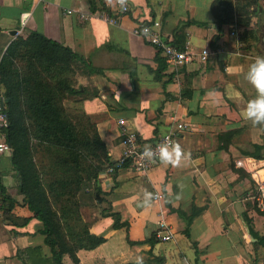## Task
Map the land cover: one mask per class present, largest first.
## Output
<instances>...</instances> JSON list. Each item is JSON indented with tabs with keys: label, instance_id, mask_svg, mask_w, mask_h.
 <instances>
[{
	"label": "crops",
	"instance_id": "0c3cea01",
	"mask_svg": "<svg viewBox=\"0 0 264 264\" xmlns=\"http://www.w3.org/2000/svg\"><path fill=\"white\" fill-rule=\"evenodd\" d=\"M113 1L0 0V59L18 36L33 32L99 68L77 70L79 94H66L62 105L68 114L90 118L111 162L123 149L119 118L143 143L176 132L178 123L185 126L174 137L191 154L180 167L157 160L145 174L129 165L114 175L99 174L98 210L83 219L89 233L104 241L79 248L77 264H135L138 255L145 264H263L264 212L251 206L250 195L264 182V129L245 118V108L257 94L246 73L262 56L264 15L258 12L256 22L237 29V37L230 25L216 26L214 0H126L130 11L117 24L79 16L99 6L112 10ZM259 5L264 10V0ZM152 20L178 48L186 41L195 50L210 48L208 59L166 63L133 34L136 23ZM10 156L4 155L0 182V264H56L42 223L19 191ZM145 191L163 197L143 207ZM112 213L121 223L117 228ZM160 217L167 223L166 240L158 236ZM62 262L74 264L68 254Z\"/></svg>",
	"mask_w": 264,
	"mask_h": 264
},
{
	"label": "trees",
	"instance_id": "16d2710c",
	"mask_svg": "<svg viewBox=\"0 0 264 264\" xmlns=\"http://www.w3.org/2000/svg\"><path fill=\"white\" fill-rule=\"evenodd\" d=\"M259 2L214 0L211 12L216 26L248 27L258 12L261 11L259 17L264 15ZM184 26H178L176 35ZM78 67L86 73L100 72L69 47L33 32L18 36L0 59V89L8 117L5 131L12 147L11 166L28 209L42 223L40 232L56 264H63L64 254L77 264L79 248L90 249L104 241L89 233L85 225L64 233L60 221L77 214L74 188L85 179L94 180L98 196V175L111 163L90 118L84 113L69 115L62 105L66 94H79V89L74 88ZM159 76L157 72L156 77ZM260 126L264 129V124ZM112 216L113 227H119L118 215Z\"/></svg>",
	"mask_w": 264,
	"mask_h": 264
},
{
	"label": "built area",
	"instance_id": "2783aa9c",
	"mask_svg": "<svg viewBox=\"0 0 264 264\" xmlns=\"http://www.w3.org/2000/svg\"><path fill=\"white\" fill-rule=\"evenodd\" d=\"M114 8L111 10L106 6H99L95 10L88 13H79L82 20H88L92 17L103 20L109 24H117L121 16L126 15L130 11V5L126 3L122 6L119 0L113 1ZM67 13H73V9H68ZM238 28L236 26H231L230 35L232 37H237ZM133 34L145 40L147 43L153 45L158 52L163 56L164 60L168 64L172 65H184L191 63L194 60H199L205 62L209 55L211 54V49L208 47L195 50L191 47L189 41H186L181 48L174 46L170 43L169 39L162 36L160 31V22L158 20H152L149 23L138 22L133 28ZM8 125V117L4 105V97L0 91V182H1V172L2 163L5 153L11 152V145L7 141L6 137V127ZM117 125L120 131L121 144L123 145L121 155L113 162L107 164L104 167V172L107 175H114L118 170L131 166L132 169L138 173L145 174L154 165V162H150L142 157L144 145H151L153 148L157 144L163 142L166 138L174 140V137L179 134V132L185 129L182 123L176 125V132L169 131L167 133L159 135L151 143H143L139 139L137 131L132 129L125 119L119 118L117 120ZM236 165H242V161H236ZM257 193L250 195L251 206L258 208L260 211L264 212V182H258L256 185ZM1 195V188H0ZM154 199H161L163 195L161 193H153ZM158 236L162 240L169 238V233L167 231V223L163 217L158 220ZM185 264H194L192 262H186Z\"/></svg>",
	"mask_w": 264,
	"mask_h": 264
},
{
	"label": "clouds",
	"instance_id": "9594fccd",
	"mask_svg": "<svg viewBox=\"0 0 264 264\" xmlns=\"http://www.w3.org/2000/svg\"><path fill=\"white\" fill-rule=\"evenodd\" d=\"M111 3V0H109ZM123 6L126 0H119ZM246 79L255 88L256 96L249 100L245 108V118L254 125L264 124V56H258L249 66ZM190 153H186L181 144L174 140L165 139L153 148L151 145H144L142 157L150 162L158 160L161 164L180 167L184 161L190 158ZM154 196L145 191L143 207H150ZM135 264H145L144 257L138 255Z\"/></svg>",
	"mask_w": 264,
	"mask_h": 264
},
{
	"label": "rangeland",
	"instance_id": "374dc122",
	"mask_svg": "<svg viewBox=\"0 0 264 264\" xmlns=\"http://www.w3.org/2000/svg\"><path fill=\"white\" fill-rule=\"evenodd\" d=\"M255 17V16H254ZM253 17V18H254ZM256 22L257 19L254 18L253 22ZM261 26L263 27L264 25V21L260 22ZM81 67H78L76 69L80 70ZM79 113L75 112L69 115H77ZM8 155V153H5V156ZM99 178V175H98ZM97 183H98V179H97ZM95 182L94 180H87L85 179L83 184L77 188H74V194H75V198L77 200L78 203V207H77V214L72 216V219H65L62 218L60 219L61 223L64 224L62 231L64 233H66L68 230H72V227L74 230H79L81 227H83V225H85L87 227L88 225V221L84 220L83 218H91L93 215V212H97V203H98V196L95 195ZM56 208H59L58 205L55 204ZM60 217H62V215H59ZM74 218H77L78 222H74ZM75 223L77 224L75 226ZM68 227V228H67Z\"/></svg>",
	"mask_w": 264,
	"mask_h": 264
},
{
	"label": "water",
	"instance_id": "95a60500",
	"mask_svg": "<svg viewBox=\"0 0 264 264\" xmlns=\"http://www.w3.org/2000/svg\"><path fill=\"white\" fill-rule=\"evenodd\" d=\"M261 50H262V56H264V25H263V32L261 36Z\"/></svg>",
	"mask_w": 264,
	"mask_h": 264
}]
</instances>
